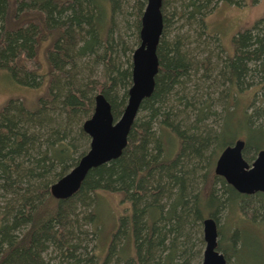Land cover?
I'll return each mask as SVG.
<instances>
[{
  "label": "trees",
  "instance_id": "1",
  "mask_svg": "<svg viewBox=\"0 0 264 264\" xmlns=\"http://www.w3.org/2000/svg\"><path fill=\"white\" fill-rule=\"evenodd\" d=\"M147 3L0 0V69L39 91L0 105V264H201L206 217L238 264V231L229 238L222 216L252 209L264 223V192L240 193L215 172L237 139L246 158L264 148V17L234 35L233 52L207 29L220 4L243 0H163L155 89L127 146L73 196L52 195L89 149L96 95L115 119L124 111ZM191 31L218 51L191 54Z\"/></svg>",
  "mask_w": 264,
  "mask_h": 264
},
{
  "label": "water",
  "instance_id": "2",
  "mask_svg": "<svg viewBox=\"0 0 264 264\" xmlns=\"http://www.w3.org/2000/svg\"><path fill=\"white\" fill-rule=\"evenodd\" d=\"M162 5L163 0H148L144 10L140 44L132 56V85L123 113L115 119L110 101L103 93L96 95L94 112L83 123V129L90 137L89 149L67 174L52 184L51 193L55 198L73 196L92 168L118 158L127 146L141 104L155 89V77L159 71L157 50L164 27ZM245 146L246 141L241 138L225 147L216 161L215 172L240 193L264 192V149L249 164L244 156ZM218 235L215 218H205L201 264H227L225 254L218 249Z\"/></svg>",
  "mask_w": 264,
  "mask_h": 264
},
{
  "label": "rangeland",
  "instance_id": "3",
  "mask_svg": "<svg viewBox=\"0 0 264 264\" xmlns=\"http://www.w3.org/2000/svg\"><path fill=\"white\" fill-rule=\"evenodd\" d=\"M263 17L264 0H243V4L240 6L220 4L209 15L207 29L210 33L219 36L228 52H233L232 40L234 35ZM181 31L184 32L185 29ZM191 34V43L186 47L191 54L203 57L211 51L214 53L218 51L215 44L204 42L203 39L198 42L195 40L196 33L191 31ZM38 93L39 91L17 84L7 71L0 69V105L14 96L26 97L31 103L36 99ZM253 157V159L246 157L245 159L249 164H252L256 155ZM105 200L108 202V206L117 208L118 196L109 195ZM249 200L253 201L252 199ZM254 205L252 204V206ZM106 214L105 211V216ZM252 215V209H247L246 212L241 211V213L234 211L228 218L223 215L220 221L222 226L226 225V233L229 234V238L232 237L234 230L238 231V247H236L238 250L234 251L238 264H264V223L258 222L260 219L258 217L255 219ZM229 244L230 241L226 245L229 247ZM232 263L235 264L234 259H232Z\"/></svg>",
  "mask_w": 264,
  "mask_h": 264
},
{
  "label": "bare ground",
  "instance_id": "4",
  "mask_svg": "<svg viewBox=\"0 0 264 264\" xmlns=\"http://www.w3.org/2000/svg\"><path fill=\"white\" fill-rule=\"evenodd\" d=\"M141 19H142V18H141ZM137 47H138V46H137ZM137 47H136V48H137ZM136 48H135V49H136ZM134 51H135V50H134ZM133 53H134V52H133ZM240 139H241V138H240ZM263 149H264V148H263ZM259 151H260V150H259ZM259 151H258V152H259ZM258 152H257V153H258ZM215 165H216V164H215ZM206 218H207V217H206ZM216 222H217V221H216ZM217 227H218V224H217ZM218 236H219V235H218Z\"/></svg>",
  "mask_w": 264,
  "mask_h": 264
}]
</instances>
